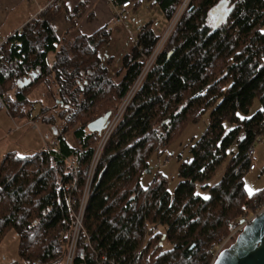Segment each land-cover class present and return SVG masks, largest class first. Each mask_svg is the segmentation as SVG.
<instances>
[{"label":"trees","instance_id":"trees-1","mask_svg":"<svg viewBox=\"0 0 264 264\" xmlns=\"http://www.w3.org/2000/svg\"><path fill=\"white\" fill-rule=\"evenodd\" d=\"M123 1L131 0H112L116 6ZM149 2L169 22L182 0ZM220 3L189 0L104 142L87 186L101 135L87 125L106 112L95 111L108 89L115 101L126 95L143 67L142 54L160 35L147 23L117 55L109 50L113 31L106 26L58 39L51 21L62 7L50 4L2 41L0 94L9 110L30 117L27 96L49 77L65 110L51 145L23 156L7 152L0 160V244L14 231L26 264H64L74 235L71 264L211 263L218 241L243 214L251 215L245 206L264 200V190L249 196L243 186L248 148L264 122V0H227L221 20ZM254 98L260 108L248 116ZM207 109L208 125L190 144V158L179 161L174 189L160 174L142 186L149 155L162 152L179 127ZM225 121L234 124L227 131ZM233 144L222 178L208 186ZM176 255L179 261L172 260Z\"/></svg>","mask_w":264,"mask_h":264},{"label":"rangeland","instance_id":"rangeland-1","mask_svg":"<svg viewBox=\"0 0 264 264\" xmlns=\"http://www.w3.org/2000/svg\"><path fill=\"white\" fill-rule=\"evenodd\" d=\"M86 1L89 2H87V5L84 3L86 5L85 8L83 6L84 4L82 0H70L69 3H67L69 8H73L80 4L82 11L77 17V25L80 31L86 35H90L96 28L101 26L110 28L113 31V42H111L109 50L110 52L112 51L117 55V52H120L121 47L124 49H129L141 27L147 23H150V27L155 34L160 35L158 40L159 42L169 26L172 25L171 30L174 27L177 19L183 11L180 10V6L185 0H182L176 14L169 22L166 21L160 8L150 3L149 0H132L131 7L127 12H125V22L123 24L114 23V12L117 6H115L109 0ZM186 3L188 5L189 0ZM186 7L187 6H184V9ZM90 15H93V17L89 18ZM171 30L168 32L166 40L169 37ZM166 40L159 48V52L163 48ZM158 42L154 46L153 50L146 56L147 58L144 60L145 64L149 60V62H153L155 60V55H157L159 52L157 54H154L153 52L157 48ZM53 61L54 54H48L47 62L52 64ZM117 65L118 63H114L113 68L116 69V67H118ZM112 73H110L111 76L113 75ZM141 76L142 69L135 81L130 86L126 95L120 100L115 101V99L111 97L112 91L108 89L107 92H105L101 97V103L98 105L97 110L95 111L96 115H101L105 111L110 110V121H112L115 126L132 99L136 89L133 93L132 90L135 84L137 85L136 82L139 80V78H141ZM144 77L138 83H142ZM114 80H117V78H114ZM56 92L57 88L54 82H52L51 77H49L48 79L41 81V83H39V85L32 89V91L28 94L27 97L31 100V103L29 106L25 107V109L28 107L30 108L31 122L35 123L36 127H33L31 122L29 124L26 119H21L19 116L21 115L19 113L20 111H16L14 108L7 111L0 104V160L7 152L12 151L23 156L36 152L37 150L44 148L45 145L48 146L53 143L56 134L63 126V119L60 116L64 115L65 110L64 107H62ZM259 108L260 104L258 100L254 98L252 104L249 107L248 116L252 115ZM40 110L43 112V114H40ZM209 111L210 109H207L195 122L190 121L179 127L172 139L163 148L162 152L154 151L149 155L148 165L144 169L140 178V183L142 186L146 187L147 184L152 181L155 175L160 174L165 176L168 189H174L178 181L177 168L179 161L188 160L190 158L189 146L205 131L208 125ZM17 124L21 125L20 129L16 128ZM233 125L234 124L231 122L225 121V131L232 128ZM68 137L70 138V136ZM103 138L104 136L101 134L99 140L94 143L96 151L86 176V186L91 181V176L97 163L101 148L104 144ZM253 145L255 155L257 157L255 163L256 169L252 171L246 170L243 173V186L247 194L248 191L246 188L251 189L252 194L264 190V140L255 141ZM235 151L236 145L233 144L228 149L226 158L220 163V165H218L210 179L206 181L208 186H212L219 182L224 174L227 162L232 155L231 153ZM69 163L73 167V163L71 161H69ZM198 192L205 196L208 194L207 189L202 190L199 188ZM86 195L87 189L84 191L81 198V209L85 204ZM246 207L248 206H245V208ZM81 218L82 211H79L75 218L74 232L76 233L80 227ZM17 242L18 235L12 230L2 238L0 244V264H26L19 258L17 254ZM163 247L168 248L169 244L165 243ZM176 259L177 261L180 260L177 255L175 258L172 257V260Z\"/></svg>","mask_w":264,"mask_h":264},{"label":"crops","instance_id":"crops-1","mask_svg":"<svg viewBox=\"0 0 264 264\" xmlns=\"http://www.w3.org/2000/svg\"><path fill=\"white\" fill-rule=\"evenodd\" d=\"M69 1L70 0H63V4L60 6L62 7L61 11L51 21L58 39H68L74 37V35L79 32L82 33L77 25V17L82 11L80 4L73 8H69L67 4ZM82 1L83 4L85 3L86 5L87 2H89L86 0ZM109 1L112 2V0ZM85 4L83 5L84 8L86 7ZM45 7H47V0H0V42L19 30L27 21L39 15ZM91 17H93V15L89 16V18ZM27 109H29V107ZM19 116L21 119H26L29 124L32 121L30 117H26L25 115ZM31 123L33 127H36L35 123ZM20 126L21 125L17 124L16 128L20 129ZM45 147L47 146L45 145Z\"/></svg>","mask_w":264,"mask_h":264},{"label":"water","instance_id":"water-1","mask_svg":"<svg viewBox=\"0 0 264 264\" xmlns=\"http://www.w3.org/2000/svg\"><path fill=\"white\" fill-rule=\"evenodd\" d=\"M227 0L218 5L221 20ZM218 20V21H219ZM28 80L23 81V84ZM111 111H106L87 125L90 131H103L110 122ZM213 264H264V210L249 221L234 241L222 249Z\"/></svg>","mask_w":264,"mask_h":264},{"label":"built area","instance_id":"built-area-1","mask_svg":"<svg viewBox=\"0 0 264 264\" xmlns=\"http://www.w3.org/2000/svg\"><path fill=\"white\" fill-rule=\"evenodd\" d=\"M50 4L62 6L63 0H47V5H50ZM131 5H132V1H123L116 7L115 12H114V23L115 24H123L125 22V12L128 11V9L131 7ZM166 37H167V35L164 34L160 41L166 39ZM159 42H158V44H159ZM1 43L2 42H0V44ZM134 43L137 44L136 41ZM158 50H159V48H158ZM158 50L156 48L153 53L157 54L159 52ZM147 55L148 54L143 53L142 58H144V59L147 58L146 57ZM155 56H154V58H155ZM149 61L142 67V76H141V78H139V80L136 83H138L144 77L147 69L149 68V65L152 63ZM0 104L7 111L9 110V103H8V101H6L5 97L1 94H0ZM113 126H114V124L112 123V121H110L109 124L107 125V127L104 129L105 134H108L111 131V129L113 128ZM258 140H264V122H262L260 124V134H256L254 137V142L258 141ZM256 160H257V157L255 155L254 145H252L248 151V164H247L246 170H249V171L255 170L256 169V164H255ZM241 172H244V171L242 170ZM246 210L251 211L252 212L251 215L246 216L245 214H243L240 217L239 223L234 227V229L228 235L224 236L222 239H220L218 241V243L214 247L215 250H214V254L212 256L211 261H214L218 255V253L236 238V236L241 232V230L243 229V227L245 226V224L248 221H250L253 217H255L257 214H259L261 211L264 210V200L259 201V202L254 201V203L252 204V207L251 208L246 207ZM75 242H76V235H74V237L72 238V241L70 243V247H72L75 244ZM71 260H72V256L67 255L66 264H71Z\"/></svg>","mask_w":264,"mask_h":264},{"label":"bare ground","instance_id":"bare-ground-1","mask_svg":"<svg viewBox=\"0 0 264 264\" xmlns=\"http://www.w3.org/2000/svg\"><path fill=\"white\" fill-rule=\"evenodd\" d=\"M185 1L188 2V0H185ZM185 1H183L182 4H181V6H180V10H181V11L184 10V6H187V3H186ZM47 6H48V5H47ZM173 24H174V23H173ZM171 27H172V25H170L169 28L166 30L165 35H168V32L171 30ZM165 40H166V39H164V40H162V41L159 42V44H158V46H157V50H158V48H160V47L162 46V44L164 43ZM156 56H157V55H156ZM141 58H142V56H141ZM142 60H143V64L145 65V61H144L145 59L142 58ZM152 63H153V62H152ZM152 63L149 65V68L147 69L146 73H147L148 70L150 69ZM146 73H145V74H146ZM144 76H145V75H144ZM139 84H140V83H139ZM139 84H138V83H137V85L135 84V86H134V88H133V90H132V93L135 91V89H137V87H138ZM132 93H131V94H132ZM114 127H115V126H113V128H114ZM113 128L111 129V131L113 130ZM104 131H105V130L101 131V134H103V136H104V138H103V143L106 141L107 137H108V136L110 135V133H111V131H110L108 134H105ZM251 146H252V145H251ZM251 146H249L248 151H249V149H250ZM100 147H101V146H100ZM100 147H99V149H100ZM99 151H100V150H99ZM82 209H83V207H82ZM82 209H81L80 211H82ZM251 220H252V219H251ZM251 220H250V221H251ZM248 222H249V221H248ZM248 222H247V223H248ZM247 223H246V224H247ZM246 224H245V225H246ZM80 227H81V224H80ZM80 227H79V229H80ZM243 228H244V227H243ZM79 229H78V230H79ZM233 241H234V240H233ZM233 241H232V242H233ZM232 242H231V243H232ZM231 243H230V244H231ZM230 244H228L226 247H228ZM75 246H76V242H75V244H74L72 247L69 246V249H68V251H67V255H68V256H69V255L72 256V258H73V254H74ZM226 247H225V248H226ZM66 257H67V256H66ZM71 262H72V260H71ZM213 262H214V261H211L210 264H213ZM64 264H66V259H65V263H64Z\"/></svg>","mask_w":264,"mask_h":264},{"label":"snow or ice","instance_id":"snow-or-ice-1","mask_svg":"<svg viewBox=\"0 0 264 264\" xmlns=\"http://www.w3.org/2000/svg\"><path fill=\"white\" fill-rule=\"evenodd\" d=\"M239 115V114H238ZM241 119H244V117H240ZM246 190L248 191V194L251 195L252 194V190L251 189H248L246 188ZM205 199H207V197H205Z\"/></svg>","mask_w":264,"mask_h":264}]
</instances>
